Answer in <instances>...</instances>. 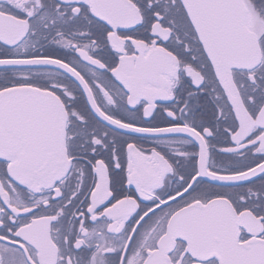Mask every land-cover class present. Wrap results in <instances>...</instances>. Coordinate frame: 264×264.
I'll use <instances>...</instances> for the list:
<instances>
[{
	"label": "snow or ice",
	"instance_id": "1",
	"mask_svg": "<svg viewBox=\"0 0 264 264\" xmlns=\"http://www.w3.org/2000/svg\"><path fill=\"white\" fill-rule=\"evenodd\" d=\"M0 264H264V0H0Z\"/></svg>",
	"mask_w": 264,
	"mask_h": 264
}]
</instances>
